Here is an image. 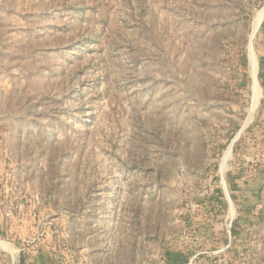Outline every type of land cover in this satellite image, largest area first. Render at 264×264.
Masks as SVG:
<instances>
[{
    "label": "rangeland",
    "instance_id": "374dc122",
    "mask_svg": "<svg viewBox=\"0 0 264 264\" xmlns=\"http://www.w3.org/2000/svg\"><path fill=\"white\" fill-rule=\"evenodd\" d=\"M263 25L264 0H0L9 264H264Z\"/></svg>",
    "mask_w": 264,
    "mask_h": 264
},
{
    "label": "crops",
    "instance_id": "0c3cea01",
    "mask_svg": "<svg viewBox=\"0 0 264 264\" xmlns=\"http://www.w3.org/2000/svg\"><path fill=\"white\" fill-rule=\"evenodd\" d=\"M263 30H264V25H263ZM252 52L253 51H251V54ZM252 65H253L252 57H250V70H251ZM251 76L253 80V92L255 93V90H259L260 91L259 99H260L261 97L260 86L262 85V87L264 88V58L261 59L259 67H258V59H256V74L255 76H253L251 73ZM260 80L261 82H259ZM258 101L257 102L254 101L255 105H257L256 103H258ZM2 227H5L7 229V232H6L7 241L0 240V264H9L10 257H13L15 254L14 240L13 238H10L8 236L9 233L12 232L11 229H13V225L12 223L10 224L6 222L5 226H0V230L2 229ZM8 228L10 229V231H8ZM165 261L167 264H198L197 261L189 257L187 251L182 250L180 248H173L167 251ZM22 264H29V263L28 261L23 260Z\"/></svg>",
    "mask_w": 264,
    "mask_h": 264
},
{
    "label": "bare ground",
    "instance_id": "6f19581e",
    "mask_svg": "<svg viewBox=\"0 0 264 264\" xmlns=\"http://www.w3.org/2000/svg\"><path fill=\"white\" fill-rule=\"evenodd\" d=\"M262 13L260 14V16L258 15L259 17L256 20L257 28L259 27V25H260V23L262 21V17H263V14ZM251 57H252V62H253V65L251 66V73H252L253 76H255V74H256V59H257V56L255 55L254 52H252ZM259 96H260V91L259 90H255V93H254V101L257 102L259 100Z\"/></svg>",
    "mask_w": 264,
    "mask_h": 264
}]
</instances>
